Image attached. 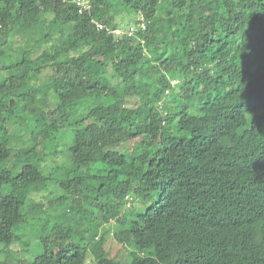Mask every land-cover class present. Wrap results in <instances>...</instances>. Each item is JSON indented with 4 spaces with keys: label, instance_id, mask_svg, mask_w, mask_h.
<instances>
[{
    "label": "trees",
    "instance_id": "1",
    "mask_svg": "<svg viewBox=\"0 0 264 264\" xmlns=\"http://www.w3.org/2000/svg\"><path fill=\"white\" fill-rule=\"evenodd\" d=\"M86 4L0 0V264H264V0ZM177 86L195 115L169 112ZM112 221L128 263L105 251Z\"/></svg>",
    "mask_w": 264,
    "mask_h": 264
},
{
    "label": "rangeland",
    "instance_id": "2",
    "mask_svg": "<svg viewBox=\"0 0 264 264\" xmlns=\"http://www.w3.org/2000/svg\"><path fill=\"white\" fill-rule=\"evenodd\" d=\"M136 19H137V16H131V18L128 21L127 20L122 21L121 18H118L117 19V24L122 26V27H126L127 25L133 24V21L136 20ZM69 32H70V27L61 28L59 33L56 32V30L54 28H52L51 29V37L52 38H51V41L49 42V44H47L46 47H49V48H51V50H53L57 46L58 42L62 38H65V36ZM162 52H163V48H159V49L156 50V52L153 53V56L155 58L160 57ZM178 91L179 90H178V86H177L169 94H167L163 98V101H164V103H166L169 112L174 113V112L186 107L187 108V113L189 115H195L196 114V109L198 108V104H196V100L195 99H184V98H181L179 96V94H178ZM175 122H173L170 125V128H172V126L175 124ZM56 143L58 144V142H56ZM63 148L64 147L62 145H60L58 149L61 151V150H64ZM66 160H67V154L65 152H59L57 155H52V156H49V157L45 158L43 160V163H42L43 173L44 174L49 173V171L54 166H56V165H58L60 163H64ZM24 164H25V161L24 160H20L14 167V173H17L20 170L21 166L24 165ZM50 187L51 186H49V187L47 186L46 187L47 191L50 189ZM6 191H7L6 188L0 190V197H1V195L5 194ZM17 194L19 196H21V197L30 198L35 203L42 204V208L45 211L53 212L48 207V201L49 200H46V198H45L47 193L42 191L40 186L36 187V186H33L32 184L24 185V187H22L18 192L15 193V195H17ZM135 206H139L140 207L141 204H139L136 201H132V203L127 204V207H131V208L135 207ZM75 219H76V212L75 211H72V212L67 214V220H69V222L67 224H69L72 221H75ZM113 224L114 223L112 221L111 223H109L108 225H106L104 227V230L107 232V235L105 236V239H106L105 240L106 241V243H105V247H106L105 251L108 252L107 256L115 258L116 260H118L120 262H127L128 254L133 252L134 249H132V248L129 249L128 246L123 245V244H119L115 240H113L114 239V237H113V230H114L113 229ZM72 227H73V230L78 229L76 224L72 225ZM71 241H73L74 243L82 242L85 245V243H87V237L85 235H82L81 237L73 236L71 238ZM19 246L17 247L18 249H19ZM21 251L22 250L20 249V251L18 252V255H20V256H22V254H23V252H21ZM27 260H29V261L32 260V257H30V259L27 258ZM83 264H96L94 259H93V257H92V252H91L90 249L87 250L86 259H85Z\"/></svg>",
    "mask_w": 264,
    "mask_h": 264
},
{
    "label": "clouds",
    "instance_id": "3",
    "mask_svg": "<svg viewBox=\"0 0 264 264\" xmlns=\"http://www.w3.org/2000/svg\"><path fill=\"white\" fill-rule=\"evenodd\" d=\"M136 16H137V19L134 20V21H136V23L129 25V27L125 31L127 36H130V37L136 36L134 34V32L136 30H140L142 32H145L147 30V22H146L145 18L143 17V15L141 13H139ZM98 27H99V29L104 28V25L98 24ZM107 30L109 33H112L115 36H121L123 34L122 28H111V29H107Z\"/></svg>",
    "mask_w": 264,
    "mask_h": 264
},
{
    "label": "built area",
    "instance_id": "4",
    "mask_svg": "<svg viewBox=\"0 0 264 264\" xmlns=\"http://www.w3.org/2000/svg\"><path fill=\"white\" fill-rule=\"evenodd\" d=\"M73 2H75L77 5H83L84 7L89 8L88 5L86 4V0H73Z\"/></svg>",
    "mask_w": 264,
    "mask_h": 264
}]
</instances>
